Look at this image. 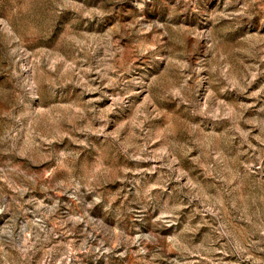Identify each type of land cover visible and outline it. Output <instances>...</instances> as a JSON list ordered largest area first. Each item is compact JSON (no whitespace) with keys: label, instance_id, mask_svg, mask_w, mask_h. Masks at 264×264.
Returning a JSON list of instances; mask_svg holds the SVG:
<instances>
[{"label":"rangeland","instance_id":"obj_1","mask_svg":"<svg viewBox=\"0 0 264 264\" xmlns=\"http://www.w3.org/2000/svg\"><path fill=\"white\" fill-rule=\"evenodd\" d=\"M0 264H264V0H0Z\"/></svg>","mask_w":264,"mask_h":264}]
</instances>
